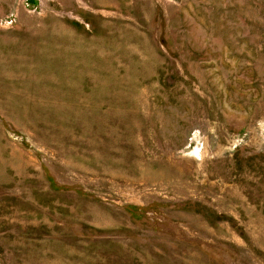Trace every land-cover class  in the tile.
Wrapping results in <instances>:
<instances>
[{"label": "rangeland", "instance_id": "obj_1", "mask_svg": "<svg viewBox=\"0 0 264 264\" xmlns=\"http://www.w3.org/2000/svg\"><path fill=\"white\" fill-rule=\"evenodd\" d=\"M0 264H264V0H0Z\"/></svg>", "mask_w": 264, "mask_h": 264}]
</instances>
